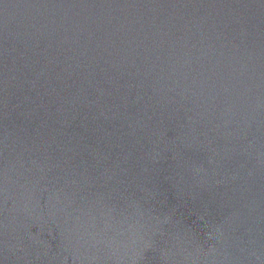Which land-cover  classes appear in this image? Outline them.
<instances>
[{
    "label": "water",
    "instance_id": "water-1",
    "mask_svg": "<svg viewBox=\"0 0 264 264\" xmlns=\"http://www.w3.org/2000/svg\"><path fill=\"white\" fill-rule=\"evenodd\" d=\"M0 264H264V0H0Z\"/></svg>",
    "mask_w": 264,
    "mask_h": 264
}]
</instances>
